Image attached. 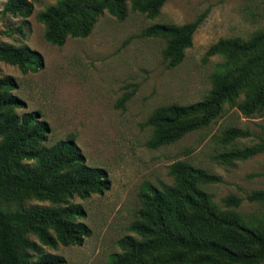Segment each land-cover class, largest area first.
I'll return each mask as SVG.
<instances>
[{
	"label": "trees",
	"instance_id": "trees-1",
	"mask_svg": "<svg viewBox=\"0 0 264 264\" xmlns=\"http://www.w3.org/2000/svg\"><path fill=\"white\" fill-rule=\"evenodd\" d=\"M33 0H7L3 12L27 18ZM166 0H55L36 15L43 25V39L61 47L66 39L90 35L97 18L108 13L116 20L132 11L154 19ZM206 16L180 26L154 24L143 31L147 38L166 42L162 60L176 67L182 52ZM207 57L222 62L211 76L207 96L190 105L170 104L156 108L141 124L152 135L150 149L170 145L186 134L201 130L220 114L225 102L243 93L238 110L246 117L264 116V30L247 40L220 39L212 44ZM0 61L22 74L42 69V57L27 46L0 45ZM18 85L12 77H0V264H66L62 256L43 247L79 246L91 230L81 222L84 210L68 204V199H87L109 188L104 169L88 166L70 136L48 146L49 125L38 112L18 113L24 103L14 94ZM132 92L119 101L124 107ZM249 133L228 128L221 140L230 144ZM264 152L260 143L231 149L215 160L224 164L244 161ZM172 184L147 183L139 193L140 208L117 241L119 254L106 264H264V229L258 216L237 212L243 200L225 196L220 204L212 201L203 186L218 184V176L185 161L169 166ZM48 206L28 205L30 201ZM245 200L264 206V190H253Z\"/></svg>",
	"mask_w": 264,
	"mask_h": 264
},
{
	"label": "rangeland",
	"instance_id": "rangeland-1",
	"mask_svg": "<svg viewBox=\"0 0 264 264\" xmlns=\"http://www.w3.org/2000/svg\"><path fill=\"white\" fill-rule=\"evenodd\" d=\"M7 0H0V45L27 46L42 57V69L22 74L0 61V77H12L18 85L14 94L24 103L19 114L38 112L47 122L48 146L74 137L88 166L104 169L109 188L87 199L74 197L68 204L81 207V222L91 230L79 246L43 247L47 253L62 256L66 264H106L119 254L117 241L128 234L129 224L140 208L139 193L147 183L172 184L169 166L185 161L221 182L203 186L212 201L228 195L243 200L237 212L261 218L264 206L249 203L253 190H264V152L244 161L224 164L215 156L242 149L264 140V116L246 117L238 110L243 93L225 102L220 114L204 129L186 134L170 145L150 149L152 135L141 124L158 107L190 105L202 101L211 89V76L222 62L207 57L208 48L220 39L247 40L264 30V0H166L154 19L132 11L116 20L107 12L100 15L89 36L68 38L61 47L43 39L44 27L36 15L55 0H33V11L23 18L3 12ZM206 16L182 52L181 62L167 68L162 60L166 42L144 37L154 24L180 26ZM132 92L124 107L119 101ZM228 128L249 133L230 144L221 140ZM45 207L47 202L30 201Z\"/></svg>",
	"mask_w": 264,
	"mask_h": 264
}]
</instances>
